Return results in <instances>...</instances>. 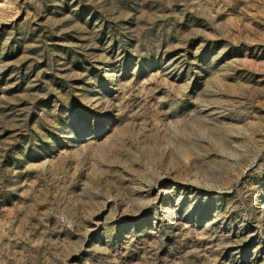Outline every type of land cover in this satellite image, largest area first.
Returning <instances> with one entry per match:
<instances>
[{"label":"rangeland","instance_id":"374dc122","mask_svg":"<svg viewBox=\"0 0 264 264\" xmlns=\"http://www.w3.org/2000/svg\"><path fill=\"white\" fill-rule=\"evenodd\" d=\"M0 264H264V0H0Z\"/></svg>","mask_w":264,"mask_h":264}]
</instances>
